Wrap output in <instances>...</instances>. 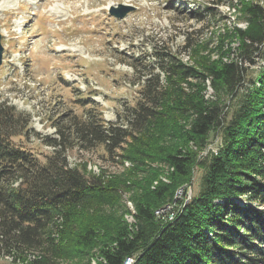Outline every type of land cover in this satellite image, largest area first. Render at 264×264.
<instances>
[{
  "label": "trees",
  "instance_id": "1",
  "mask_svg": "<svg viewBox=\"0 0 264 264\" xmlns=\"http://www.w3.org/2000/svg\"><path fill=\"white\" fill-rule=\"evenodd\" d=\"M237 6L247 26L226 30L218 41L221 49L234 37L237 58L201 56L198 41L186 39L184 47L198 57L195 66L167 47L157 53L160 72L130 64L137 71L132 83L137 96L115 121L105 120L91 101L80 116L61 114L53 122L55 136H41L31 128V114L0 100V258L10 264H62L64 250L76 246L95 247V264H125L127 258L130 264H264L263 92L247 88L227 113L248 65L264 56V7L257 0H239ZM215 11L201 5L195 13L215 16ZM189 79L197 85L186 91L182 84ZM206 82L210 98L202 93ZM167 130L181 142L163 149L159 142ZM212 132H219L221 143L216 153L201 155ZM31 137L53 150L40 159L26 145ZM97 147L104 160L126 153L131 161L133 155L168 168L169 183L150 188L156 169L141 180L130 223L100 213L101 206L118 200L126 174L104 178L87 172L85 164L68 163V151ZM196 168L203 171L198 190L171 220L157 217L173 186L189 184ZM89 211L96 216L78 228L79 214Z\"/></svg>",
  "mask_w": 264,
  "mask_h": 264
},
{
  "label": "rangeland",
  "instance_id": "2",
  "mask_svg": "<svg viewBox=\"0 0 264 264\" xmlns=\"http://www.w3.org/2000/svg\"><path fill=\"white\" fill-rule=\"evenodd\" d=\"M215 1L0 0V42L3 46L0 100L5 99L17 109L31 114V128L41 136H55L53 122L61 114L68 112L80 116L92 106L91 101L98 104L105 120L115 121L117 112L126 104L133 105L137 96V85H132L137 71L130 64L145 70L156 68L157 53L167 47L182 62L195 66L198 57L184 47L186 39L191 43L198 41L202 46L201 56L222 60L236 57L234 37L230 42L224 41L221 49L218 41L226 30L247 26L237 8L239 0H221L212 4ZM257 1L264 7V0ZM231 2L234 6L228 5ZM119 4L135 8L124 18H117L109 10ZM201 5L216 8L217 14H196ZM60 13L62 18L57 16ZM155 72L160 70L156 68ZM262 75L263 55L256 58L255 65H248L244 85L231 100L228 115L247 88L262 91L264 96L261 88L264 82L260 81ZM192 85L197 83L191 79L182 84L186 91L192 90ZM202 93L208 98L212 96L209 82H206ZM86 100L88 103L84 104ZM175 134L174 130L164 131L160 147L166 149L179 145L181 140ZM220 143L219 132H212L201 155L207 150L216 153ZM26 145L40 159L53 150L34 137ZM102 154V147L89 152L74 149L67 152V159L70 166L85 164L86 171L94 176L103 173L104 178L114 179L126 174L128 181L119 185L118 200L101 206L100 213L105 214V210L110 215L122 216L130 223L134 212L132 197L141 191V180L156 169L158 174L155 180L150 181V188L157 182L169 183L168 168L133 155L131 157L135 160L131 161L125 158L126 153L122 158L115 156L114 160H104ZM202 174L203 171L196 168L189 184L173 186L171 196L156 209H162L161 217L177 213L182 203L198 190ZM93 211H89L90 215L79 214L80 219H76L78 228L88 216H96L92 215ZM107 231L102 230L101 233ZM74 247L68 246L64 250L60 260L62 264H95L98 259L95 247ZM9 261L0 258V264H10Z\"/></svg>",
  "mask_w": 264,
  "mask_h": 264
},
{
  "label": "water",
  "instance_id": "3",
  "mask_svg": "<svg viewBox=\"0 0 264 264\" xmlns=\"http://www.w3.org/2000/svg\"><path fill=\"white\" fill-rule=\"evenodd\" d=\"M117 8L110 9L109 13L117 18H124L130 11L134 10L135 7L132 5L119 4ZM0 39H1V34H0ZM2 50H3V46L0 42V64L2 62Z\"/></svg>",
  "mask_w": 264,
  "mask_h": 264
},
{
  "label": "built area",
  "instance_id": "4",
  "mask_svg": "<svg viewBox=\"0 0 264 264\" xmlns=\"http://www.w3.org/2000/svg\"><path fill=\"white\" fill-rule=\"evenodd\" d=\"M189 197H190V196H189ZM189 197L186 199V201H185L184 203H182V205H184V204L188 201ZM219 202H220V201H219ZM182 207H183V206H182ZM182 207H180L179 209H181ZM166 209H167V207H166ZM161 210H162V209H160V210H156V211H155V214H156L157 217H161V213H162ZM175 214H176V213H175ZM175 214H174V215H175ZM165 215H166V214H165ZM165 215H163L162 218H164ZM174 215H173V212H172V213L166 215L165 217H166L167 219L171 220V219L174 217ZM132 261H133L132 258H127L126 261H125V264H130Z\"/></svg>",
  "mask_w": 264,
  "mask_h": 264
},
{
  "label": "bare ground",
  "instance_id": "5",
  "mask_svg": "<svg viewBox=\"0 0 264 264\" xmlns=\"http://www.w3.org/2000/svg\"><path fill=\"white\" fill-rule=\"evenodd\" d=\"M1 3H2V2H0V6H2ZM55 12H56V10H55ZM61 15H62L61 13H60V14H57V16H60V17H61ZM57 16H56V17H57ZM61 18H62V17H61ZM71 49H72V48H71Z\"/></svg>",
  "mask_w": 264,
  "mask_h": 264
}]
</instances>
